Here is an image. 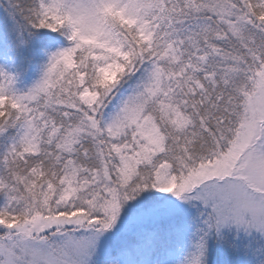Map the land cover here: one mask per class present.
Instances as JSON below:
<instances>
[{"label": "snow or ice", "instance_id": "6c2138e0", "mask_svg": "<svg viewBox=\"0 0 264 264\" xmlns=\"http://www.w3.org/2000/svg\"><path fill=\"white\" fill-rule=\"evenodd\" d=\"M0 264H264V0H0Z\"/></svg>", "mask_w": 264, "mask_h": 264}]
</instances>
